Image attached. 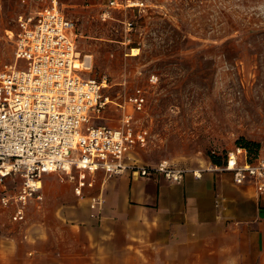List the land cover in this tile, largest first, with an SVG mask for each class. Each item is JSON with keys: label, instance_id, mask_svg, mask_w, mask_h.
I'll use <instances>...</instances> for the list:
<instances>
[{"label": "rangeland", "instance_id": "1", "mask_svg": "<svg viewBox=\"0 0 264 264\" xmlns=\"http://www.w3.org/2000/svg\"><path fill=\"white\" fill-rule=\"evenodd\" d=\"M57 1L74 24L77 51L92 56L88 76L108 83L103 95L110 102L95 125L119 127L123 114L133 112L129 104L119 106L135 89L144 92V111L133 115L149 137L145 147L131 151L134 161L168 160L190 174L221 171L212 154L222 159L243 142L264 146V0H142L140 9H107L110 0ZM48 3L0 0L2 61L14 62L10 32L17 29V16ZM74 184L66 174L44 175L45 212L74 205L65 195L74 194ZM30 206V212H41Z\"/></svg>", "mask_w": 264, "mask_h": 264}, {"label": "built area", "instance_id": "2", "mask_svg": "<svg viewBox=\"0 0 264 264\" xmlns=\"http://www.w3.org/2000/svg\"><path fill=\"white\" fill-rule=\"evenodd\" d=\"M30 14H19L17 29L10 32L14 42L13 64L0 59V185L7 178H20L12 194H0V206L13 208L15 222L26 220L31 204L44 200L42 177L66 174L75 181L74 194L82 197L92 189L96 173L106 176L129 175L131 178L162 176L180 182L189 171L168 160L154 165L127 162L126 156L137 147H145L148 130L138 127L133 113L143 112L146 97L137 88L129 104L133 112L123 114L117 128L95 125L110 102L103 95L106 78L88 76L93 68L91 55L77 51L74 24L58 9L57 0ZM168 1V0H167ZM143 8L142 0H110L107 9ZM109 18V12L102 19ZM130 29L132 22H124ZM24 62L23 69L16 62ZM151 76L150 83H155ZM221 171L230 172L237 185L249 184L264 193V147L250 162L247 152L235 148L227 154ZM200 178L202 170H192ZM101 200L93 197L91 210Z\"/></svg>", "mask_w": 264, "mask_h": 264}, {"label": "crops", "instance_id": "3", "mask_svg": "<svg viewBox=\"0 0 264 264\" xmlns=\"http://www.w3.org/2000/svg\"><path fill=\"white\" fill-rule=\"evenodd\" d=\"M130 155L127 162L144 164ZM204 169L180 182L99 171L82 201L68 191L74 205L45 212L44 196L35 204L41 212L29 206L24 222L0 206V264H264V193ZM17 179L7 178L0 194L14 193Z\"/></svg>", "mask_w": 264, "mask_h": 264}, {"label": "trees", "instance_id": "4", "mask_svg": "<svg viewBox=\"0 0 264 264\" xmlns=\"http://www.w3.org/2000/svg\"><path fill=\"white\" fill-rule=\"evenodd\" d=\"M238 147L244 149L247 152V157L250 162H253L257 158L261 149V147H258L256 144L251 142L240 143V146ZM227 154H225L222 159L218 158L215 154H212L211 160L215 165L223 167L226 164Z\"/></svg>", "mask_w": 264, "mask_h": 264}, {"label": "bare ground", "instance_id": "5", "mask_svg": "<svg viewBox=\"0 0 264 264\" xmlns=\"http://www.w3.org/2000/svg\"><path fill=\"white\" fill-rule=\"evenodd\" d=\"M133 52H134V53H137V49H134Z\"/></svg>", "mask_w": 264, "mask_h": 264}]
</instances>
